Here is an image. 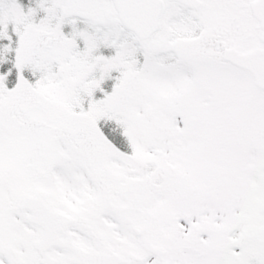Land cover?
Masks as SVG:
<instances>
[{
    "label": "snow or ice",
    "instance_id": "snow-or-ice-1",
    "mask_svg": "<svg viewBox=\"0 0 264 264\" xmlns=\"http://www.w3.org/2000/svg\"><path fill=\"white\" fill-rule=\"evenodd\" d=\"M0 264H264V0H0Z\"/></svg>",
    "mask_w": 264,
    "mask_h": 264
}]
</instances>
